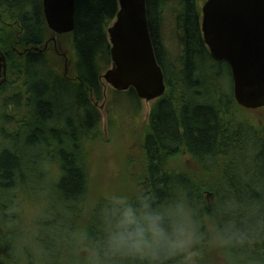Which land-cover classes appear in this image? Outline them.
<instances>
[{"label":"trees","instance_id":"trees-1","mask_svg":"<svg viewBox=\"0 0 264 264\" xmlns=\"http://www.w3.org/2000/svg\"><path fill=\"white\" fill-rule=\"evenodd\" d=\"M198 1L147 0L167 91L150 111L136 152L142 154L138 191L129 198L142 193L154 206H187L197 236L191 264H264V123L251 126L233 112L240 107L233 106L231 70L205 44ZM168 9L176 51L162 39ZM117 13V0H76L68 78L56 51H45L53 35L43 0H0V48L8 62V80L0 87V264H65L69 255L83 264L82 249L102 238L98 212L108 197L100 198L84 229L80 223L89 213L93 144L103 142L95 102L103 97L102 73L112 64L108 28ZM115 92L111 107L119 96L141 102L133 89ZM185 155L196 171L169 167ZM23 194L39 201L35 225L12 210ZM229 228L246 234L242 245L217 243ZM81 232L88 237L83 243ZM27 238L29 244L22 241ZM216 249L221 257L211 262L207 252ZM171 264H183V257Z\"/></svg>","mask_w":264,"mask_h":264},{"label":"water","instance_id":"water-1","mask_svg":"<svg viewBox=\"0 0 264 264\" xmlns=\"http://www.w3.org/2000/svg\"><path fill=\"white\" fill-rule=\"evenodd\" d=\"M118 13L108 36L112 68L102 78L119 92L133 89L139 99H161L167 91L149 26L147 0H117ZM49 29L56 36L75 29L76 0H43ZM202 33L212 58L231 70L233 95L240 107L264 109V0H207ZM8 62L0 48V87Z\"/></svg>","mask_w":264,"mask_h":264},{"label":"rangeland","instance_id":"rangeland-1","mask_svg":"<svg viewBox=\"0 0 264 264\" xmlns=\"http://www.w3.org/2000/svg\"><path fill=\"white\" fill-rule=\"evenodd\" d=\"M206 0L198 1V5L202 6ZM167 21L165 22L162 29V39L165 45L172 50H177L176 36H175V27L173 23L174 12L170 9L167 10ZM115 21V20H114ZM114 21L110 23V27L113 25ZM17 33L16 28L13 29ZM19 37V35L15 34ZM54 37V36H53ZM109 37V36H108ZM53 39V38H52ZM57 41L60 46H62L61 53L62 55H56L57 61L60 63L59 70L60 73L66 77L73 78V73L71 69V63L73 61V49L71 43V37L69 35L57 36ZM52 40L49 41V43ZM54 43V42H53ZM51 46H53L51 44ZM49 47V45H48ZM39 50V48H38ZM49 51L54 53V48H50ZM63 54L66 56L67 61H65ZM63 56V57H62ZM68 67V70H67ZM112 68V64L110 65ZM109 68V69H110ZM108 69V70H109ZM67 70V71H66ZM108 70L104 71V75ZM67 73V74H66ZM8 80V78H7ZM101 84L103 86L102 98L97 103L95 102L97 108L99 109L102 116V131H103V142L95 141L94 151L91 152L90 160V201L87 205L89 209L88 216L80 223V228L84 229L85 224L88 222L89 217H91V211L95 208L96 204L102 197H108L111 193H121L125 194L128 197H132L134 193L138 191L137 178L136 174L140 171V154H137L138 145L143 142V134L149 122L150 111L155 103V101H145L140 100L141 102L129 100L127 97H115L114 105L110 106L111 98L115 95V91L111 85H109L104 78L101 79ZM224 86L227 91H230L232 88L230 77L227 76L224 80ZM159 100V99H158ZM233 103V102H232ZM237 103V102H236ZM233 106H239L237 105ZM141 108V112L138 116V109ZM116 111L115 116L112 111ZM233 112L240 119L245 120L247 123L253 124H263L264 123V109L257 110H247L242 107L233 109ZM120 114V115H119ZM120 116V117H119ZM119 117V122L116 120ZM122 123V130L119 125ZM124 127V129H123ZM105 140V141H104ZM142 156V154H141ZM183 159L178 162H170L169 167L173 170L180 171L179 169L185 167L187 170L196 171L197 167L189 162V158L185 155L177 159ZM186 164V165H185ZM47 170L50 168L47 167ZM21 199L17 202L19 206L15 209L16 212L20 213L23 216V223H29L31 226L35 225V222L41 221L39 215L38 200L37 198L28 197V195H20ZM49 205H45L41 209V213L46 215L49 210ZM39 207V209H38ZM11 210V211H12ZM38 213V215H35ZM24 214H27L28 220H25L26 217ZM34 218V219H31ZM47 218V216L45 217ZM74 238V237H73ZM72 238V239H73ZM28 238L22 240L27 242ZM220 251L217 249L210 254L207 252V257L213 262L215 258L221 257ZM65 264H75V260L70 257L62 259ZM216 264H220L218 261Z\"/></svg>","mask_w":264,"mask_h":264},{"label":"clouds","instance_id":"clouds-1","mask_svg":"<svg viewBox=\"0 0 264 264\" xmlns=\"http://www.w3.org/2000/svg\"><path fill=\"white\" fill-rule=\"evenodd\" d=\"M102 238L86 245L83 264H171L183 257L191 264V250L196 241L191 212L180 201L154 206L142 193L135 200L113 192L98 212ZM87 234L81 232L83 243ZM246 234L226 229L217 237L220 245H242Z\"/></svg>","mask_w":264,"mask_h":264},{"label":"flooded vegetation","instance_id":"flooded-vegetation-1","mask_svg":"<svg viewBox=\"0 0 264 264\" xmlns=\"http://www.w3.org/2000/svg\"><path fill=\"white\" fill-rule=\"evenodd\" d=\"M207 1V0H206ZM205 3V2H204ZM204 5V4H203ZM203 5L201 6V7H203ZM202 9V8H201ZM202 25V24H201ZM52 35L54 36H52L50 39H49V41L50 40H52L50 43H49V41L47 42V44H46V46H45V51H47V50H49L50 48H54V50L56 51V53L58 54V55H62V53H61V50H62V46H60L59 44H58V41H57V36L56 35H54L53 33H52ZM53 38V39H52ZM54 42V43H53ZM51 44L53 45V46H51ZM48 45H49V47H48ZM63 56H64V59H65V61H67V59H66V56L63 54ZM62 56V57H63ZM73 62V61H72ZM67 70H68V67H67ZM66 70V71H67ZM67 74V73H66ZM66 77V76H65ZM69 78V77H68Z\"/></svg>","mask_w":264,"mask_h":264}]
</instances>
